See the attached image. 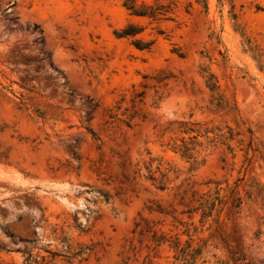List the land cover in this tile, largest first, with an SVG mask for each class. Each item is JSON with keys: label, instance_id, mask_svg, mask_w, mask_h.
<instances>
[{"label": "rangeland", "instance_id": "rangeland-1", "mask_svg": "<svg viewBox=\"0 0 264 264\" xmlns=\"http://www.w3.org/2000/svg\"><path fill=\"white\" fill-rule=\"evenodd\" d=\"M206 1L0 0V264H264V0Z\"/></svg>", "mask_w": 264, "mask_h": 264}, {"label": "trees", "instance_id": "trees-1", "mask_svg": "<svg viewBox=\"0 0 264 264\" xmlns=\"http://www.w3.org/2000/svg\"><path fill=\"white\" fill-rule=\"evenodd\" d=\"M137 0H123V6L126 8V10H128L130 15L133 16H138V17H149V18H155L157 16L160 15H165L169 10L170 7L169 5H159L158 3H154L151 5H146V4H142V5H137L136 3ZM196 3L201 4L202 8H204V10H207V1L206 0H195ZM141 28L134 25V24H128L127 26H125L124 28L115 31L114 34L116 37L118 38H132L131 44L138 50H147L150 48L152 41H147V42H143L141 39L136 38L135 36L140 33ZM205 83H206V87L209 89V91L212 93L216 90L217 85H216V81L214 80L213 75L209 74L207 75V77L205 78ZM193 123L188 124L186 122H181L180 123V132L184 133V134H189V133H194V132H198L197 129H193ZM204 133H208L207 130L204 131ZM197 136V134H195L194 136H192V138H195ZM222 135H218L217 137H214L213 139L210 140V142H212L215 138L221 137ZM224 139L226 140H231V137H224ZM181 144L174 147L173 150H175V152H179L181 156L186 157V158H190L191 157V150H193V147H189V144H193V143H188L185 140L181 139ZM195 144V143H194ZM227 148L229 150H231V147L229 145H226ZM162 184L159 185L160 188H162ZM218 191L219 189H216L215 191V196L213 197H207V198H203L201 197V201L198 203V207H195L194 209H190L187 210L186 212L188 214H191L192 212H195L196 210H200L201 211V218H206V217H210L213 213V211L216 210V207L219 206L221 204V199L219 198L218 195ZM107 197L105 196V199ZM157 212L162 213V210H157ZM218 213V211L216 212ZM145 223V222H144ZM139 226V233H142L143 231H150L149 230V226H147V222L145 225H140V222H136L135 223V228ZM155 232L152 231V240L154 242H156L157 245H159L162 242L165 241H169V243L171 244V248H173L176 252V258H179L180 260H183V264H191V263H187L188 259L187 256L190 257V259H194V255L190 252H185L186 248L188 246H181L179 243V240L177 239V237H174L172 240H168V239H163V238H155L154 237ZM27 261V264H34L36 263V259H32L31 255L28 254V257L25 259Z\"/></svg>", "mask_w": 264, "mask_h": 264}]
</instances>
